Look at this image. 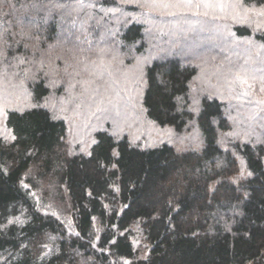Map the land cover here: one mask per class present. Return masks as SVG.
<instances>
[{"label":"trees","instance_id":"1","mask_svg":"<svg viewBox=\"0 0 264 264\" xmlns=\"http://www.w3.org/2000/svg\"><path fill=\"white\" fill-rule=\"evenodd\" d=\"M148 2L0 0V81L26 99L0 130V264H264V129L220 91L225 58L199 63L194 34L163 55L148 26L222 22L264 47V0L237 22ZM139 62L132 134L89 92Z\"/></svg>","mask_w":264,"mask_h":264},{"label":"rangeland","instance_id":"2","mask_svg":"<svg viewBox=\"0 0 264 264\" xmlns=\"http://www.w3.org/2000/svg\"><path fill=\"white\" fill-rule=\"evenodd\" d=\"M146 5L144 6L149 10L154 8L168 16L179 14V12H190L200 13L206 20H209V18H220L236 22L239 20L235 11L241 8L239 0H192L191 6L186 3V0H149ZM196 5H199V7ZM237 14L244 17L248 12L244 8L242 12L238 11ZM168 20L161 21L160 31L154 27V25H157L154 24L155 22L152 23L153 25L151 23L148 25L153 32L150 33L153 34L152 44L159 46L163 40L166 44L163 48H169L165 52L159 53L164 52V55L169 50L174 52L173 48L186 39V34L196 35L192 44L184 48V51H189L194 58L198 59L199 63L202 62L203 64H207L210 61L209 58L214 57V52H217V55L221 58H225L226 65L224 67L222 65L218 66L216 73V78H221L220 76L225 75V82L223 87H220V91L231 98L235 104L239 105L240 109H235L237 117L244 114L250 125L253 123L254 127L264 129V47H255L248 41L245 42L235 38L228 29L224 28L223 25H219L222 22L214 26L211 22L203 19L201 23L196 21L183 22L177 18H168ZM218 25L221 27H218ZM142 65L143 63L132 66L130 79L128 78L129 76H125L124 79L114 85L107 84L105 86L103 84V86L98 88L99 91L104 92L107 90L106 92L110 93L115 90V93L111 96L104 95L93 89H90L93 91L89 92L96 98H99L98 96L104 97L105 100L102 104H100V101V105L97 108L98 112L103 114L102 118L105 120L112 119L118 125L122 124L132 134L135 133L136 124V113L134 112L132 101L134 99L138 100L137 84L139 83L138 77ZM227 65H229L228 70L225 69ZM133 77L135 80L130 81ZM118 89H121V92H117ZM82 97V104L74 106L75 111H72L73 109L71 108L69 110L64 109L65 112L70 111L67 118L72 121L69 122L73 125L72 130L76 132H73L75 136H78L81 132L83 123L80 122L83 119L80 117L88 106L95 103L93 102L94 97L91 96L92 98H90L87 93L83 94ZM25 100L23 93L19 92L18 87L13 89L9 82L0 81V130H3L1 127H3L5 110L10 109V107H21ZM105 110L107 112L112 111L113 118L102 112ZM90 120L93 121V115H90ZM237 123L242 125L243 120H237ZM253 126L251 125V127Z\"/></svg>","mask_w":264,"mask_h":264},{"label":"snow or ice","instance_id":"3","mask_svg":"<svg viewBox=\"0 0 264 264\" xmlns=\"http://www.w3.org/2000/svg\"><path fill=\"white\" fill-rule=\"evenodd\" d=\"M186 3L191 6L192 0H186ZM166 6V5H165ZM197 7H199V5H196ZM12 139H15V137H11ZM95 143V142H93ZM11 222V221H10Z\"/></svg>","mask_w":264,"mask_h":264}]
</instances>
